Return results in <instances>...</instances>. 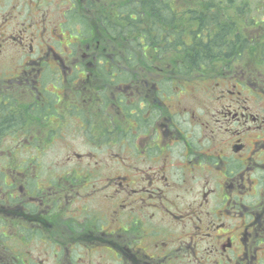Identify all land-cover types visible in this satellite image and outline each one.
<instances>
[{
  "label": "flooded vegetation",
  "instance_id": "obj_1",
  "mask_svg": "<svg viewBox=\"0 0 264 264\" xmlns=\"http://www.w3.org/2000/svg\"><path fill=\"white\" fill-rule=\"evenodd\" d=\"M12 1L0 0V251L8 260L264 264V76L230 63L174 78L157 55L130 66L134 58L99 53V41L65 43V22L49 30L47 12L34 19L38 7L17 41ZM76 9L65 11L69 19ZM10 48L17 54H3ZM61 141L71 168L50 173L41 159ZM110 166L123 173L98 182Z\"/></svg>",
  "mask_w": 264,
  "mask_h": 264
},
{
  "label": "trees",
  "instance_id": "obj_2",
  "mask_svg": "<svg viewBox=\"0 0 264 264\" xmlns=\"http://www.w3.org/2000/svg\"><path fill=\"white\" fill-rule=\"evenodd\" d=\"M248 1L120 0L96 12L87 5V12L93 15L95 31L108 33L105 53L134 58L125 61L130 66L144 65L137 55H157L161 69L192 81L208 70H223L234 59L241 61L235 64L241 72L249 66L264 76V19L250 16ZM260 1L261 8L254 13L264 17V0ZM250 49L253 56L248 54ZM23 257L28 258L16 254L8 260L7 250H1L0 264H25Z\"/></svg>",
  "mask_w": 264,
  "mask_h": 264
},
{
  "label": "rangeland",
  "instance_id": "obj_3",
  "mask_svg": "<svg viewBox=\"0 0 264 264\" xmlns=\"http://www.w3.org/2000/svg\"><path fill=\"white\" fill-rule=\"evenodd\" d=\"M120 0H99V3H104L100 6V4L96 5L97 8H108L110 7V4L112 2H118ZM65 0H40L37 2V0H13L12 5L17 6V10L14 11V28L16 29L14 33V38L17 39L21 36L19 35V31L22 30V26L18 28L19 24L26 23L29 21L31 16L36 15L38 11H36L35 7H38L39 14L38 16H35V20H39L42 18V14L47 12L46 16V23L47 28L50 30L52 29L55 24H59L60 22H65V27L67 30L75 32V30H82L84 32V36L86 37L90 33V27L93 26V15L92 13H86V11H83L79 13L80 20L78 19H69L66 15H64ZM79 4L83 3V0H78ZM249 4L252 6L248 7V12H251L250 16L257 18L258 20L264 19L263 16L257 15L256 9L261 8V1L260 0H249ZM264 5V4H263ZM95 7V8H96ZM245 10V9H244ZM50 12V13H49ZM49 13V14H48ZM247 13V12H246ZM83 22V25L81 26V23ZM42 29V27H41ZM87 29V30H86ZM33 31H36V28L34 27ZM22 37V36H21ZM16 42V41H14ZM52 43V40L50 41ZM53 44V43H52ZM16 46V45H15ZM16 48H18L16 46ZM19 50V49H18ZM249 50V49H248ZM3 54L10 55V54H17V51L14 48L7 49ZM249 55H253V49H250L248 52ZM257 57V55H256ZM234 61V60H233ZM231 61V62H233ZM10 66V64H2L3 69H7ZM196 135V133H195ZM68 143L65 141H61V143L58 144H51V146L46 150L45 158L41 159V162L44 163V168L48 170V172L52 173V168L55 170H58L59 172H67L71 168V162H70V154L69 149L67 146ZM80 149V148H79ZM133 159L130 160L132 162ZM129 162V163H130ZM146 164H141L140 166L143 167ZM52 167V168H51ZM109 168L106 171H103L102 175H100L97 179V181H102L105 176L108 179V177L115 178L117 177L118 172H122V169L119 168V166ZM50 168V169H49ZM47 173L44 172L43 175H46ZM176 171L173 170L172 177L177 179L179 181L181 175ZM178 175V176H177ZM177 176V177H175ZM198 182V181H197ZM100 204V202H98ZM45 247L43 248V251L45 250ZM204 248V247H203ZM46 253V251H44ZM47 254V253H46ZM28 256V254H26ZM32 257L35 259L41 261L42 264H57L56 256L51 255H36L33 254ZM106 263H109L108 260Z\"/></svg>",
  "mask_w": 264,
  "mask_h": 264
},
{
  "label": "bare ground",
  "instance_id": "obj_4",
  "mask_svg": "<svg viewBox=\"0 0 264 264\" xmlns=\"http://www.w3.org/2000/svg\"><path fill=\"white\" fill-rule=\"evenodd\" d=\"M236 6V5H235ZM237 7V6H236ZM232 9V8H231ZM233 10V9H232ZM7 114V113H6ZM29 262V261H28Z\"/></svg>",
  "mask_w": 264,
  "mask_h": 264
}]
</instances>
